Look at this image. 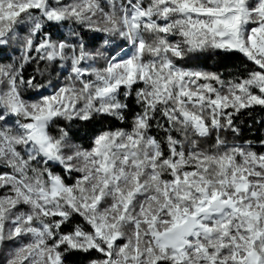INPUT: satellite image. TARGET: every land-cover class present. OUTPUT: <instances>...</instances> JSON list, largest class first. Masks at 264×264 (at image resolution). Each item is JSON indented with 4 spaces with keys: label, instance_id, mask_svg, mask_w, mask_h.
<instances>
[{
    "label": "snow or ice",
    "instance_id": "obj_1",
    "mask_svg": "<svg viewBox=\"0 0 264 264\" xmlns=\"http://www.w3.org/2000/svg\"><path fill=\"white\" fill-rule=\"evenodd\" d=\"M257 109L264 0H0V264H264Z\"/></svg>",
    "mask_w": 264,
    "mask_h": 264
},
{
    "label": "trees",
    "instance_id": "obj_2",
    "mask_svg": "<svg viewBox=\"0 0 264 264\" xmlns=\"http://www.w3.org/2000/svg\"><path fill=\"white\" fill-rule=\"evenodd\" d=\"M216 61H209V64H214ZM223 63L226 65L225 71L226 72H237L242 71L244 68V58L239 53L229 54L227 58L223 59ZM242 119L245 121V124L243 127V137L244 138H258L261 134L260 124H253V120H264V110L257 109L255 112H253V115L251 118H249L247 115L242 117ZM248 124H252V129L249 130Z\"/></svg>",
    "mask_w": 264,
    "mask_h": 264
}]
</instances>
